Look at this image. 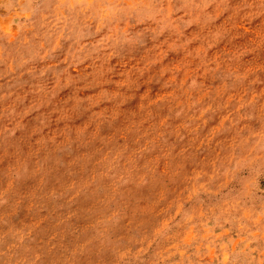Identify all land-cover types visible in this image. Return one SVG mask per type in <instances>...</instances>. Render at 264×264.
I'll return each instance as SVG.
<instances>
[{"label": "rangeland", "instance_id": "rangeland-1", "mask_svg": "<svg viewBox=\"0 0 264 264\" xmlns=\"http://www.w3.org/2000/svg\"><path fill=\"white\" fill-rule=\"evenodd\" d=\"M0 264H264V0H0Z\"/></svg>", "mask_w": 264, "mask_h": 264}]
</instances>
